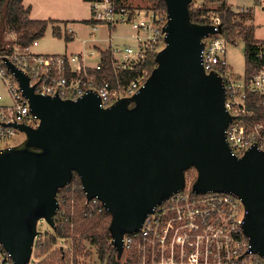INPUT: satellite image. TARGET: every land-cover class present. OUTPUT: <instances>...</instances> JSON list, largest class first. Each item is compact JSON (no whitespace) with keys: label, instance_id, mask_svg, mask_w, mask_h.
<instances>
[{"label":"water","instance_id":"95a60500","mask_svg":"<svg viewBox=\"0 0 264 264\" xmlns=\"http://www.w3.org/2000/svg\"><path fill=\"white\" fill-rule=\"evenodd\" d=\"M164 1L166 45L157 67L136 95L109 108L94 92L77 101L39 95L7 61L41 120L37 129L18 125L26 142L0 151V245L15 264L31 263L39 220L55 228L58 191L75 173L88 201L98 198L111 214L122 259L124 236L184 190L192 168L194 193L242 201L251 250L264 258V151L232 154L223 80L202 63L203 39L215 29L191 20L193 0Z\"/></svg>","mask_w":264,"mask_h":264},{"label":"built area","instance_id":"2783aa9c","mask_svg":"<svg viewBox=\"0 0 264 264\" xmlns=\"http://www.w3.org/2000/svg\"><path fill=\"white\" fill-rule=\"evenodd\" d=\"M204 1L193 0L191 6L206 9ZM89 3L92 37L101 25H108L112 32L117 25L128 24L133 30L130 39L134 44L106 48L95 44L75 53L44 55L35 52L40 39L24 45L14 31L6 32L3 49H0V79L8 94L5 97L0 94V144L24 133L18 125L37 129L41 122L7 61L29 77L30 86L39 95L77 101L94 92L100 98L102 108L132 98L146 84L148 76L141 67L166 45L167 10H132L121 5L120 0H90ZM217 8L202 17L204 25L215 29L214 34L203 39L202 63L208 74L216 73L223 80L225 107L232 117L226 129L227 140L232 154L243 157L254 147L264 151V42L255 44L254 65L250 72L245 69L243 75H238L226 58L227 49L233 42L220 34L221 16L216 12ZM248 8L233 11L249 13ZM64 32L75 37L71 28ZM74 190L75 186L72 187ZM59 203L58 213L66 215V209H61L64 200L60 199ZM71 205L73 228L74 198ZM85 206L83 215L86 218L107 210L98 198L87 199ZM246 214L242 201L233 194L199 195L193 192L192 186L186 185L184 190L158 206L137 233L124 236L123 256L127 259L134 255L133 264H264V258L251 250L245 234ZM40 237H36V242ZM69 248L75 254L74 245ZM75 263L72 258L69 264ZM0 264H15L11 254L1 245ZM99 264L103 263L100 261Z\"/></svg>","mask_w":264,"mask_h":264},{"label":"trees","instance_id":"16d2710c","mask_svg":"<svg viewBox=\"0 0 264 264\" xmlns=\"http://www.w3.org/2000/svg\"><path fill=\"white\" fill-rule=\"evenodd\" d=\"M85 1L89 2L90 0ZM149 1L152 2L151 8L160 11L167 10L164 0ZM208 12L209 9H195L190 6V16L194 23L205 24V20L202 17ZM216 12L221 16L220 34L232 40L233 43H236L237 39L244 40L246 45V70L250 72L254 65L252 57L255 44L262 42L256 40L254 26H246L244 24L249 19L251 11L249 13L236 14L224 1L216 9ZM30 14L31 8L24 5V0H0V49H3L4 35L8 31H14L18 36L19 42L24 45L31 43L35 39L43 38L49 28H52L55 36L64 38L67 43L73 41V37L62 30L61 24L66 22L53 19H32ZM157 55L158 53H153L150 60L141 67V70L145 71L148 78L157 67ZM190 170L196 171L195 168ZM195 178H197L196 175ZM73 186H75L74 191H72ZM73 195L74 197H72ZM73 198L75 199V215L73 218L75 226L72 228L71 202ZM60 199L64 200L61 209H66L67 213L62 216L59 212L55 217L54 233H46L36 242L33 256L36 257L37 264H67V251L63 247L56 246L59 239L68 238H72L74 241L75 254L81 251L82 241H88L97 248L99 259L103 264L135 263L134 255H130L127 259L119 258V251L112 243L110 232L112 216L107 210L88 218L84 217L83 211L86 208L87 197L82 191V183L76 173L71 184L58 191V200L60 201ZM66 218H69V220ZM62 223L64 224L62 225Z\"/></svg>","mask_w":264,"mask_h":264},{"label":"rangeland","instance_id":"374dc122","mask_svg":"<svg viewBox=\"0 0 264 264\" xmlns=\"http://www.w3.org/2000/svg\"><path fill=\"white\" fill-rule=\"evenodd\" d=\"M27 3L30 0H26ZM45 3L43 1H39L40 9L42 7H50L53 10V13L49 15L47 11H40L36 9L35 13H32V19L42 20L48 19L50 17L56 18L58 21H63L66 23L81 22L79 27V31L76 32V38L74 42L67 43L64 38H59L55 36L51 29H49L45 36L41 38L40 44L37 48H35V52L38 54L44 55H52V54H63V53H75L77 51H81L83 49H89L91 46L97 44L98 47H109L111 45H123L125 43L134 44L133 39H130L133 34V30L128 24H119L116 29H113L112 32L108 25H101L96 32L95 36L92 37L89 30L91 29L90 24H86L83 20L91 19V4L86 2L85 0H47ZM129 6L126 4V8L132 10H139L144 8H151L152 2L149 0H127ZM227 1V0H224ZM230 5L232 10H236V8L240 7H249V11H251V15L249 19L254 21L255 29L260 30L264 28V0L256 1V0H230ZM203 3V2H201ZM222 3V2H221ZM29 4V3H28ZM51 5V6H50ZM220 3L211 2L210 0L204 1V7L209 11L214 10L219 7ZM49 8V9H50ZM237 8V9H238ZM70 19V20H69ZM82 21H79V20ZM238 21H240L238 19ZM247 25H251V21H247ZM62 30L65 31L66 28L72 26H64L62 23ZM74 27V26H73ZM72 27V28H73ZM258 33H256L255 38H258ZM78 38H81L79 40ZM226 58L228 64L233 68V70L238 75H243L246 69V45L243 39H237L236 43L230 44L227 49ZM0 94L4 97L7 96L8 90L0 79ZM27 140L26 134H21L16 138L11 140H6L3 144H0V148L4 149L7 147H15L25 143ZM197 171L190 170L187 173V186L190 187L196 181ZM74 197V195L72 196ZM46 233H54V228L50 225L48 221L45 219H41L37 223V237L43 236ZM73 242L71 239H59L58 245L56 247H63L68 254L67 264H69L72 260L76 262V264H99L100 259L98 256V251L95 246H92L88 241H82L81 243V251L76 252V257L74 251L69 248V246L73 247ZM35 249V247H34ZM124 254L125 251L123 250ZM33 256L30 264H37ZM122 259L125 257L122 255Z\"/></svg>","mask_w":264,"mask_h":264},{"label":"crops","instance_id":"0c3cea01","mask_svg":"<svg viewBox=\"0 0 264 264\" xmlns=\"http://www.w3.org/2000/svg\"><path fill=\"white\" fill-rule=\"evenodd\" d=\"M39 1H43V0H30L28 3H27V1L26 0H24V5L26 6V7H30L31 8V14H30V18H32L31 16H32V13H35L36 12V9L37 10H40V11H47L48 13H50L49 15H51V13H53V10L50 8V7H42L41 9H40V7H39ZM44 2L45 3H47L48 1L47 0H44ZM87 2V1H86ZM226 3H227V5L229 6V7H231L232 5L230 4L231 2H230V0H227V1H225ZM120 3H121V5H123V6H126V4L129 6V3H128V1L127 0H120ZM231 5V6H230ZM51 6V5H50ZM50 8V9H49ZM238 8V7H237ZM236 8V9H237ZM91 14H92V12H91ZM91 16V19L90 20H83V22H86V24H90V26H91V22H92V15H90ZM48 19H53V20H56V18H53V17H50V18H48ZM42 20H47V19H42ZM70 20V19H69ZM79 20V19H78ZM58 21V20H57ZM79 21H82V20H79ZM247 21H251V25H247ZM72 23H65L64 24V26L66 25V26H74L73 28L72 27H69V28H71L74 32H75V37L73 38V41L72 42H74L75 41V38H76V32H78L79 31V27H80V24H82L81 22L79 23V22H75V23H73V25H71ZM244 24L246 25V26H254L255 24H254V21L251 19H247L245 22H244ZM62 25V24H61ZM254 28H255V26H254ZM49 29H51L52 30V28H49ZM52 32H53V30H52ZM89 32H91V29L89 30ZM256 33H258L259 35H258V38L256 39L257 41H262V42H264V28L263 29H260V30H258L257 31V29H255V35H256ZM79 40H81V38H78ZM69 43H71V42H69Z\"/></svg>","mask_w":264,"mask_h":264}]
</instances>
